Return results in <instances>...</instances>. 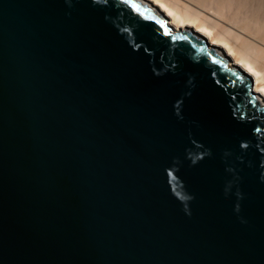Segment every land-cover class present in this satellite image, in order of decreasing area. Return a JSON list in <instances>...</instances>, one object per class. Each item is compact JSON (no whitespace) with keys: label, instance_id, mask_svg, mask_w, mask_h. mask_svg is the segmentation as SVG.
<instances>
[{"label":"water","instance_id":"water-1","mask_svg":"<svg viewBox=\"0 0 264 264\" xmlns=\"http://www.w3.org/2000/svg\"><path fill=\"white\" fill-rule=\"evenodd\" d=\"M262 178L264 104L203 37L0 0V264H264Z\"/></svg>","mask_w":264,"mask_h":264},{"label":"bare ground","instance_id":"bare-ground-1","mask_svg":"<svg viewBox=\"0 0 264 264\" xmlns=\"http://www.w3.org/2000/svg\"><path fill=\"white\" fill-rule=\"evenodd\" d=\"M173 30H191L245 72L264 104V0H140Z\"/></svg>","mask_w":264,"mask_h":264},{"label":"clouds","instance_id":"clouds-1","mask_svg":"<svg viewBox=\"0 0 264 264\" xmlns=\"http://www.w3.org/2000/svg\"><path fill=\"white\" fill-rule=\"evenodd\" d=\"M65 2L68 3L69 5L71 4V0H65ZM96 2H100V0H96ZM262 180H264V178H262ZM238 195L242 198V194H239L238 193ZM234 210L236 212H239V210H240L239 209V205H236L235 208H234ZM184 211H185V214H187V215H190L191 214L190 209L187 208V207L184 209ZM241 222L243 223L245 221H243V219H241Z\"/></svg>","mask_w":264,"mask_h":264}]
</instances>
